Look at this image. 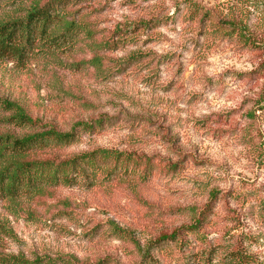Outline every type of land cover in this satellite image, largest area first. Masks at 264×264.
I'll use <instances>...</instances> for the list:
<instances>
[{
	"label": "rangeland",
	"instance_id": "rangeland-1",
	"mask_svg": "<svg viewBox=\"0 0 264 264\" xmlns=\"http://www.w3.org/2000/svg\"><path fill=\"white\" fill-rule=\"evenodd\" d=\"M51 1L0 0V26ZM225 2L71 0L56 6L60 21L24 61H0V98L34 122L18 126L0 111V136L70 135L32 155L55 164L98 150L123 155L69 185L0 200L12 234L1 237L5 261L264 264V58L216 27ZM256 2L263 12L252 7L245 18L262 27L264 0ZM140 22L150 27L132 33ZM208 206L199 230L162 239Z\"/></svg>",
	"mask_w": 264,
	"mask_h": 264
},
{
	"label": "trees",
	"instance_id": "trees-1",
	"mask_svg": "<svg viewBox=\"0 0 264 264\" xmlns=\"http://www.w3.org/2000/svg\"><path fill=\"white\" fill-rule=\"evenodd\" d=\"M71 0H53L48 2L41 8H34L28 13L25 20L17 21L0 26V61H24V57L29 47L33 46L35 38L48 35L50 30L56 27L60 21L59 11L56 6L62 3L66 6ZM78 1L79 0H73ZM226 13L220 19H217V28L220 29L225 36L235 40V44L241 46L246 51L259 54L264 58V26L251 25L245 16L248 15L253 7V11L260 13L256 0H225ZM58 3V4H56ZM55 7V9H54ZM192 15L201 17L204 23L209 18L210 13L205 10L196 9L191 6ZM74 24H68L66 30H71ZM150 27L149 22L134 27L132 33L137 34L138 30H144ZM121 33V31H117ZM64 33L61 34L63 36ZM108 46L116 48L117 41L111 40L106 43ZM260 65L264 68V59ZM264 93V91H263ZM263 96V95H262ZM260 103L264 104V96ZM0 111L11 113L7 118L8 122H12L18 126H33L34 122L17 104L6 99L0 98ZM70 135H62L53 130L41 133L39 135H31L22 139H17L10 135L0 136V200L15 202L22 197L30 198V196L41 195L47 191L50 186L61 182L63 184H71L77 179L85 178L87 168L92 166L98 160H105L112 157L116 162L122 160L123 155L98 150L90 154H84L74 157L70 161L54 163L51 160L38 161L32 155L35 151L52 145L65 144L69 142ZM129 160V158H127ZM146 167L150 166L149 161L145 162ZM172 169L176 165L170 166ZM115 168V167H114ZM207 209L199 213L196 222L187 228L175 231L169 236H162L163 240H172L180 235L182 231L199 230L209 214V206ZM180 233V234H179ZM1 237H12L11 231L0 224V241ZM1 254V253H0ZM99 261L97 264H102ZM0 264H25L24 259H9L5 261L0 255Z\"/></svg>",
	"mask_w": 264,
	"mask_h": 264
}]
</instances>
